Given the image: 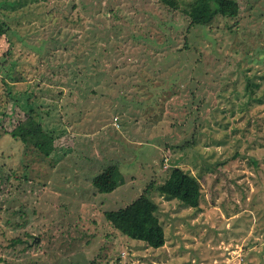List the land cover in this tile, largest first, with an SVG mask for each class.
Masks as SVG:
<instances>
[{
    "label": "rangeland",
    "instance_id": "obj_1",
    "mask_svg": "<svg viewBox=\"0 0 264 264\" xmlns=\"http://www.w3.org/2000/svg\"><path fill=\"white\" fill-rule=\"evenodd\" d=\"M194 1L0 0V264H264V0L205 27ZM31 109L50 157L12 136ZM175 166L200 209L157 190ZM148 188L159 249L106 219Z\"/></svg>",
    "mask_w": 264,
    "mask_h": 264
},
{
    "label": "trees",
    "instance_id": "obj_2",
    "mask_svg": "<svg viewBox=\"0 0 264 264\" xmlns=\"http://www.w3.org/2000/svg\"><path fill=\"white\" fill-rule=\"evenodd\" d=\"M157 1L171 8L179 0ZM239 13L240 5L236 0H195L187 15L192 27H205L218 17L236 19ZM25 115V120L19 122L12 131V136L24 144H32L41 154L50 157L56 148L55 138L44 130L40 115L35 109L27 110ZM121 184L123 179L117 165L108 167L93 179L94 187L101 194L113 193ZM157 190L169 200H176L185 207L200 209L203 195L200 180L177 166ZM149 191L148 188L127 207L107 212L106 219L124 236L159 249L165 246L166 235L157 217L158 205L149 196Z\"/></svg>",
    "mask_w": 264,
    "mask_h": 264
}]
</instances>
